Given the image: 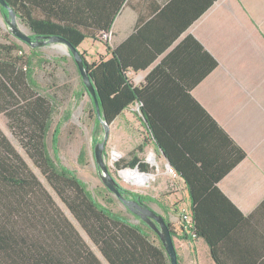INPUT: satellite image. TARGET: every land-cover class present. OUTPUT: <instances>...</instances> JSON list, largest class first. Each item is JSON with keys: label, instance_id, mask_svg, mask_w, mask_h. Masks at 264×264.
Returning <instances> with one entry per match:
<instances>
[{"label": "trees", "instance_id": "1", "mask_svg": "<svg viewBox=\"0 0 264 264\" xmlns=\"http://www.w3.org/2000/svg\"><path fill=\"white\" fill-rule=\"evenodd\" d=\"M4 1L31 31L32 40L62 37L75 48L86 39L107 42L103 35L110 33L114 18L110 7L100 5V0ZM108 50L110 58L91 63L82 55L103 120L109 125L137 103L136 114L146 133L144 146L151 145L169 163L190 202L193 237L180 234L203 239L220 264L216 252L229 233L230 221L243 216L220 192L218 182L247 156L245 151L191 97L186 111L152 109L155 103L130 83L126 67ZM38 56L35 48L29 47L27 53L17 42H0V114L7 118L24 154L107 264H170L156 232L114 211L109 207L113 195L105 187L96 197L49 154L47 138L56 103L41 93L34 79L33 58ZM45 62L37 59L38 65ZM131 155L127 167L147 173L149 166ZM117 188L126 199L142 205L153 202ZM166 223L173 238L175 229ZM0 264H104L1 128Z\"/></svg>", "mask_w": 264, "mask_h": 264}, {"label": "crops", "instance_id": "2", "mask_svg": "<svg viewBox=\"0 0 264 264\" xmlns=\"http://www.w3.org/2000/svg\"><path fill=\"white\" fill-rule=\"evenodd\" d=\"M103 4L114 13L110 38L81 42L78 49L88 53L84 59L106 60L112 49L130 83L155 103L152 109L186 111L191 97L245 151L218 182L243 218L230 221L216 256L220 264H264V0H100ZM158 157L165 169L167 161ZM136 178L142 182L146 176ZM177 182L184 203L168 221L174 238L186 260L217 264L203 239L179 232V211L189 210L190 202ZM85 240L107 264L86 235Z\"/></svg>", "mask_w": 264, "mask_h": 264}, {"label": "rangeland", "instance_id": "3", "mask_svg": "<svg viewBox=\"0 0 264 264\" xmlns=\"http://www.w3.org/2000/svg\"><path fill=\"white\" fill-rule=\"evenodd\" d=\"M7 19V12L0 5V42H17L28 53L31 46H25L10 34ZM16 22L23 33L31 35V31L19 18H16ZM32 48H35L39 55L38 58L46 60L45 63L38 65V58H33L34 79L41 93L49 95L56 103L51 133L47 138L49 154L59 165L73 172L78 179L85 183L87 189L96 196V193L104 187L99 177V167L94 156L96 146L105 137L103 123L101 122L103 119L96 114L95 103L86 91L68 48L57 42H48ZM78 51L83 56L86 55L85 59L88 58V53L83 48L78 49ZM0 128L16 148V151L30 166L31 171L61 207L65 216L75 225L81 236L85 238L83 230L47 186L46 180L32 164V161L24 154V150L14 136V132L8 126L7 118L2 114H0ZM52 136L55 139L54 146L51 142ZM145 139V130L139 121L136 110L132 108L108 125V135L104 141L102 155L109 168L110 175L119 186L128 192L152 199L153 202L144 206L162 216L166 222L177 217L178 213L174 210L184 203L183 191L173 175L167 173L166 168L163 169V163L160 161L157 151L151 145L144 146ZM131 154H136L142 162L149 166V171L144 173L146 178L142 182L136 178V173L140 174L141 171L127 167V163L132 158ZM124 172L127 174L126 177L123 175ZM109 197L113 200L109 205L110 208L122 212L133 222L140 221V216L133 213L120 200L114 196ZM173 243L177 256H179V263L193 264L192 258L189 257V260L188 258L186 260L183 255L184 246L181 245L178 239L173 237Z\"/></svg>", "mask_w": 264, "mask_h": 264}, {"label": "water", "instance_id": "4", "mask_svg": "<svg viewBox=\"0 0 264 264\" xmlns=\"http://www.w3.org/2000/svg\"><path fill=\"white\" fill-rule=\"evenodd\" d=\"M0 5L4 7V9L7 12V22L9 26V32L12 36L17 38L21 43H24L26 45H29L31 47H38L40 45L46 44L48 42H57L64 44L70 54L72 55V59L79 71V75L81 76L82 82L84 86L86 87V91L88 95L93 99L95 105L96 114L99 118H102V115L99 110V104L97 101L95 88L93 84L91 83L88 71L85 67L82 54L78 51V48L73 47L68 41L62 37H56V36H42L37 37L35 42H32V38L30 35H26L23 33L20 28L17 25L16 22V15L12 11L11 7L8 6L4 0H0ZM103 119V118H102ZM103 123L105 137H103V140L100 144H98L95 148V160L99 167V177L101 179V182L103 183V186L118 200H120L121 203H123L125 206L129 207L130 210L135 213L136 215L140 216V221L147 225L149 228H151L154 232H156V236L159 238L160 242L162 243V246L164 247L165 254L167 255L170 264H179L176 248L173 243V238L171 236V230L168 227L167 223L163 219L162 216L158 215L155 211L149 209L147 206L142 205L139 203V201L135 200H129L126 199L125 196H123L117 186L119 185L116 180L110 175L109 168L106 165L104 158H103V145L104 141L108 135V124L105 123V121H101ZM167 165L169 163L167 162ZM139 170L138 168H136ZM142 175H145L144 173H140ZM174 237V236H173Z\"/></svg>", "mask_w": 264, "mask_h": 264}, {"label": "built area", "instance_id": "5", "mask_svg": "<svg viewBox=\"0 0 264 264\" xmlns=\"http://www.w3.org/2000/svg\"><path fill=\"white\" fill-rule=\"evenodd\" d=\"M109 37H110V33H107V34H104L103 35V39L105 40V41H108V39H109ZM166 172L167 173H170L171 175H173V177H174V179L175 180H177V176L175 175V173L173 172L174 170H173V168L171 167V166H166ZM179 223H180V225H179V232L180 233H187V235H190L191 237H193V234H192V232H191V227H192V222H191V219H192V217H191V213H190V210H188V208H186V207H182L181 209H180V211H179Z\"/></svg>", "mask_w": 264, "mask_h": 264}, {"label": "bare ground", "instance_id": "6", "mask_svg": "<svg viewBox=\"0 0 264 264\" xmlns=\"http://www.w3.org/2000/svg\"><path fill=\"white\" fill-rule=\"evenodd\" d=\"M137 174H139V173H137ZM123 175L126 177L127 176L126 172H124Z\"/></svg>", "mask_w": 264, "mask_h": 264}, {"label": "flooded vegetation", "instance_id": "7", "mask_svg": "<svg viewBox=\"0 0 264 264\" xmlns=\"http://www.w3.org/2000/svg\"><path fill=\"white\" fill-rule=\"evenodd\" d=\"M35 41H36V39H33V40H32V42H35Z\"/></svg>", "mask_w": 264, "mask_h": 264}]
</instances>
